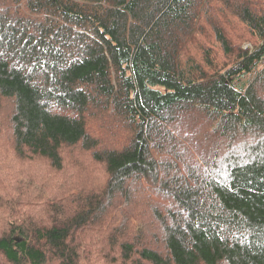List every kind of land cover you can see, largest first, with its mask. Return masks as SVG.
<instances>
[{
  "label": "trees",
  "instance_id": "1",
  "mask_svg": "<svg viewBox=\"0 0 264 264\" xmlns=\"http://www.w3.org/2000/svg\"><path fill=\"white\" fill-rule=\"evenodd\" d=\"M0 100L10 166L104 177L0 162V264H264V0H0Z\"/></svg>",
  "mask_w": 264,
  "mask_h": 264
},
{
  "label": "rangeland",
  "instance_id": "2",
  "mask_svg": "<svg viewBox=\"0 0 264 264\" xmlns=\"http://www.w3.org/2000/svg\"><path fill=\"white\" fill-rule=\"evenodd\" d=\"M234 20L235 18L231 17V22ZM208 32V28H203L200 32V36H203ZM192 44H190L189 47L191 48L192 52L195 53L196 47ZM243 47H250V44L246 42L244 43ZM10 111V103L0 100V157H3L0 158V162L4 165L3 170H0L4 175L7 177L10 175L19 181L33 180L39 182L47 196L51 197V199L58 198L62 194V191L67 188L80 186V188L85 189L89 188V186L92 187L94 186L96 179L102 178V168L100 166H94L93 164H90V161H88L87 157L82 155V153L77 148L66 150V156H64L65 169L63 173L53 175L49 181L46 180V178L49 176L48 168L46 164L42 162H24L25 164L23 162H15L13 167L10 166L11 160L8 161V158L10 157V142L8 135ZM101 132L104 134L103 131ZM5 154L8 156V158H4ZM74 163H79L82 166V172L75 166L76 164L73 166ZM7 168L8 170H6ZM103 178L101 180H103ZM39 183L36 184V187H40ZM16 190H21L23 192L25 191L24 188L19 189L17 187H13L11 190H9V193L14 195L15 198L26 200V197L19 195L18 191ZM29 195H31V192L27 191V196ZM98 260L99 262L96 264H104V259L100 258Z\"/></svg>",
  "mask_w": 264,
  "mask_h": 264
}]
</instances>
